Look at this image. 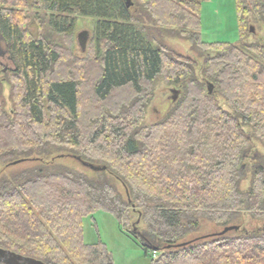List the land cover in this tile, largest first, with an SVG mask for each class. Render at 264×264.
Wrapping results in <instances>:
<instances>
[{
  "label": "trees",
  "instance_id": "16d2710c",
  "mask_svg": "<svg viewBox=\"0 0 264 264\" xmlns=\"http://www.w3.org/2000/svg\"><path fill=\"white\" fill-rule=\"evenodd\" d=\"M202 1L0 0L1 249L113 264L83 241L103 211L143 225L148 264H264V41H249L264 0H235L238 44L203 41ZM78 18L93 21L82 59ZM159 80L178 95L147 125ZM206 223L221 230L202 240Z\"/></svg>",
  "mask_w": 264,
  "mask_h": 264
},
{
  "label": "rangeland",
  "instance_id": "374dc122",
  "mask_svg": "<svg viewBox=\"0 0 264 264\" xmlns=\"http://www.w3.org/2000/svg\"><path fill=\"white\" fill-rule=\"evenodd\" d=\"M199 15L201 20L200 33L203 41H225L238 44L235 0H203ZM92 30V19L78 18L77 27L71 41V52L75 57L85 58ZM255 33L256 36H251L249 41H264V26H256ZM168 43L180 53L192 56L198 64L196 71L199 73L202 60L198 59L196 54L190 53V44L188 42L174 40ZM0 62L1 66L5 65L7 67L10 65L8 57L3 50H0ZM175 96L173 87H169L162 80H159L154 89L153 100L146 111L145 124L150 125L163 117L171 107ZM3 99L6 102V106H9L7 88L3 94ZM62 162L80 171L89 172L90 170L89 168L86 170V167L74 160L68 159ZM120 191L123 192L121 186ZM131 217L132 222L137 220V214L132 213ZM253 227H255V223L251 224L249 228ZM142 228L143 225L139 224L137 232L133 225L123 227L112 215L103 211H98L82 219L84 243L95 244L101 240L106 244L108 251L112 255L113 264H148L152 255L150 251L148 253L145 251L144 243L147 240L140 235V229ZM220 230V227L206 223L197 237L207 240L211 237V234Z\"/></svg>",
  "mask_w": 264,
  "mask_h": 264
},
{
  "label": "water",
  "instance_id": "95a60500",
  "mask_svg": "<svg viewBox=\"0 0 264 264\" xmlns=\"http://www.w3.org/2000/svg\"><path fill=\"white\" fill-rule=\"evenodd\" d=\"M126 3H127V6L131 5L130 0H126ZM4 71H5V68L3 69V72ZM207 89H208V94L209 95L212 94V91H213L212 84L208 83ZM173 93L176 94V96L174 97L175 99L178 95V91L173 89ZM227 230L228 229H225L224 232H226ZM0 264H45V263H43L42 261L33 259V258L21 256L9 250L0 248Z\"/></svg>",
  "mask_w": 264,
  "mask_h": 264
},
{
  "label": "built area",
  "instance_id": "2783aa9c",
  "mask_svg": "<svg viewBox=\"0 0 264 264\" xmlns=\"http://www.w3.org/2000/svg\"><path fill=\"white\" fill-rule=\"evenodd\" d=\"M152 256H153V257H155V256H156V253H155V252H153V253H152Z\"/></svg>",
  "mask_w": 264,
  "mask_h": 264
}]
</instances>
